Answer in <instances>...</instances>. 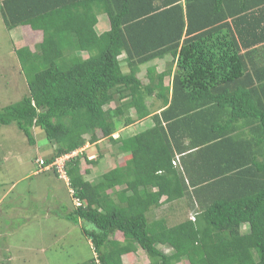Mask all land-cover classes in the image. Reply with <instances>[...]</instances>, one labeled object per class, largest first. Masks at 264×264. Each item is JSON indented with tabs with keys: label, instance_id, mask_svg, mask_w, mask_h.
<instances>
[{
	"label": "trees",
	"instance_id": "16d2710c",
	"mask_svg": "<svg viewBox=\"0 0 264 264\" xmlns=\"http://www.w3.org/2000/svg\"><path fill=\"white\" fill-rule=\"evenodd\" d=\"M0 11L7 30L41 36L15 50L28 93L0 109V126L30 144L41 129L55 150L43 167L101 137L131 156L98 181L83 179L98 165L84 150L66 161L74 208L61 217L94 227L82 226L94 250L82 264H123L139 249L148 264H264V0H0ZM100 14L110 30L98 35ZM167 56L145 83L143 67ZM145 119L151 127L113 137ZM189 187L194 221L149 219Z\"/></svg>",
	"mask_w": 264,
	"mask_h": 264
},
{
	"label": "rangeland",
	"instance_id": "374dc122",
	"mask_svg": "<svg viewBox=\"0 0 264 264\" xmlns=\"http://www.w3.org/2000/svg\"><path fill=\"white\" fill-rule=\"evenodd\" d=\"M102 15L108 19L105 14ZM18 28L7 30L0 11V109L18 102L28 93L27 76L15 50L22 44L33 47L41 40L38 36L21 39ZM169 64V61L160 62L158 68L162 71ZM145 68L146 65L140 74L144 82L148 81ZM166 83H169V78ZM138 123L132 127L135 131L149 125L144 123L141 127ZM123 127L121 125L120 129ZM120 129L113 135L114 138L123 136ZM33 134L35 144H30L15 124L0 126V264H82L94 255L82 226L89 230L94 227L88 223L74 225L61 217L66 209L74 208L72 193L66 184L68 178L62 180L57 177L51 167V173L45 167H39V161L50 159L55 150L41 129L34 128ZM101 139L99 144L83 149L86 157L98 160V165L90 169L84 180L98 181L109 170L123 163L118 148L108 139ZM82 167L86 168L84 160ZM169 208L165 207L164 211L169 212ZM176 208L170 213L155 210L149 214V219L168 215V224L175 226L191 217L190 214L184 216L175 212ZM185 208L191 210L190 207ZM116 237L123 239L120 233ZM160 248L168 253L171 251L166 247ZM148 262L141 249L123 257V264Z\"/></svg>",
	"mask_w": 264,
	"mask_h": 264
},
{
	"label": "crops",
	"instance_id": "0c3cea01",
	"mask_svg": "<svg viewBox=\"0 0 264 264\" xmlns=\"http://www.w3.org/2000/svg\"><path fill=\"white\" fill-rule=\"evenodd\" d=\"M97 20H98V22H97V24L95 26V31H96V33L98 35H101L102 33L107 32V31L110 30V22H109V19L106 20V18L103 17L102 14H100V15H98V19ZM18 29L21 32V33H19L21 39H23V37H28V34H30V32H31L30 29H29V27H19ZM37 34H38V36L40 38L41 36L39 35V33H37ZM262 47H264V46H262ZM80 55L82 57H84V58H87L88 57V54L86 52H81ZM257 59L258 60H264V49L261 50V55H259V57L257 56ZM171 60L172 59L170 57H168V56L165 57V58H163V59H157V60H154L152 63H150V65H146V68L148 66H155L157 68V71L160 73V72L164 71L166 68L164 70H162V71L159 70V68H158L159 63L160 62H166V61L168 63V61L171 62ZM147 82H145V83H147ZM154 102L157 104V101L156 100H152L151 99V100L148 101V103H154ZM157 106H159V105L157 104L155 107L157 108ZM144 123L149 124L144 129L149 128V127L152 126V121L150 119H145V120L141 121L138 124L141 125V127H142V124H144ZM135 125H137V124H135ZM133 126L134 125L121 128L120 129L122 131L121 134L123 133V136L121 138H128V137H131L134 134L140 132L138 130L135 131L132 128ZM124 129H125V131H123ZM87 146H89V145H87ZM87 146H86V148H87ZM120 156H121L122 162H123L121 166L125 167V164H126L127 160H129V159H126V158L131 157V156L128 153H123V152L120 153ZM184 158H186V155L185 154H180V153L175 152V157H174L173 160L175 161V160L178 159V166L180 167V169H182V160H184ZM118 189L122 191V190L125 189V186H121ZM193 189L194 188L189 187V192H187L188 194H185L184 197H182L181 199H179V200H177L175 202H172V203L165 202L166 197H163L162 198V205L160 207H158V208L151 209L150 212L148 213V217H149V214H152L155 210L162 209L164 211L165 207H168L169 208V206H170L169 209H170L171 212H172V210L174 208L177 207L175 209V212L183 213L184 216L185 215L188 216L187 214H190L189 216H191V217H193V216L197 217V215L201 212V207L199 205V202L196 200L195 195L192 193L193 192ZM222 189H223V187H222ZM153 190L156 191V188H153ZM223 190H225V189H223ZM182 206H184V207L182 208ZM185 207H190L191 210H189V209L187 210V208H185ZM170 211L169 212L164 211V212L165 213H170ZM167 217H168V215H167ZM167 217L166 216H164V217H158V218L156 217L155 219H152V220L163 219V220H165L168 223L167 220H168L169 217L168 218ZM191 217H188V219L191 218ZM248 228H249V226L248 225H245L242 228V232L243 233L248 232L249 231ZM128 255H131V254H128Z\"/></svg>",
	"mask_w": 264,
	"mask_h": 264
},
{
	"label": "built area",
	"instance_id": "2783aa9c",
	"mask_svg": "<svg viewBox=\"0 0 264 264\" xmlns=\"http://www.w3.org/2000/svg\"><path fill=\"white\" fill-rule=\"evenodd\" d=\"M76 154H77V152H74V153H72L70 155L62 156L59 159H57L56 162H54L52 165L45 166V169L49 170L50 167H54L55 166L57 168V171L61 175V177L66 179L67 178L66 177L67 175H66V172H65V164H66V161H68L71 157L75 156ZM39 162H40L39 163V167L42 168L43 165L45 164V162L42 161V160L39 161ZM177 162H178V159H177ZM174 164H176V163L174 162ZM75 204L77 206H80L81 205V202L76 199L75 200ZM191 219L194 221L195 220V217L193 216V217H191Z\"/></svg>",
	"mask_w": 264,
	"mask_h": 264
}]
</instances>
